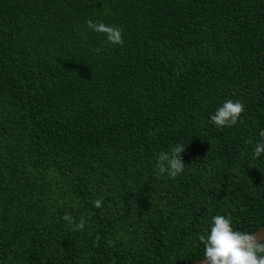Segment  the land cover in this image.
<instances>
[{"label": "trees", "instance_id": "trees-1", "mask_svg": "<svg viewBox=\"0 0 264 264\" xmlns=\"http://www.w3.org/2000/svg\"><path fill=\"white\" fill-rule=\"evenodd\" d=\"M225 99L242 119L213 127ZM260 129L264 0H0V264H189L212 215L264 227ZM178 141L185 173L157 178Z\"/></svg>", "mask_w": 264, "mask_h": 264}, {"label": "clouds", "instance_id": "clouds-1", "mask_svg": "<svg viewBox=\"0 0 264 264\" xmlns=\"http://www.w3.org/2000/svg\"><path fill=\"white\" fill-rule=\"evenodd\" d=\"M85 24L89 31L102 36L104 43L111 46L123 43L122 29L119 26L91 19L85 21ZM244 110V104L240 100L225 99L209 115L208 122L216 128H231L241 121ZM257 135L258 139L254 143L246 140L245 144L250 145L251 160L264 161V129H260ZM186 147L183 142L178 141L170 144L167 150L156 153L152 164L153 175L173 182L182 176L186 168L181 154ZM91 204L93 208L101 209L103 197L92 200ZM61 220L72 232L80 233L85 230L86 218L83 215L77 219L66 212ZM198 240L203 246V264H264V239H258L255 231L234 227L227 214L212 215Z\"/></svg>", "mask_w": 264, "mask_h": 264}, {"label": "water", "instance_id": "water-1", "mask_svg": "<svg viewBox=\"0 0 264 264\" xmlns=\"http://www.w3.org/2000/svg\"><path fill=\"white\" fill-rule=\"evenodd\" d=\"M255 234L257 235L258 239H264V227L256 230ZM189 264H203V258L200 260L194 261L192 263H189Z\"/></svg>", "mask_w": 264, "mask_h": 264}]
</instances>
